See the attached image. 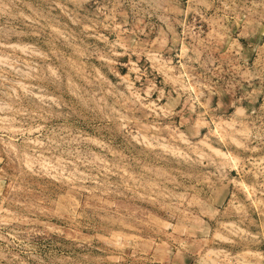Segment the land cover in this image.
Here are the masks:
<instances>
[{
	"label": "rangeland",
	"instance_id": "rangeland-1",
	"mask_svg": "<svg viewBox=\"0 0 264 264\" xmlns=\"http://www.w3.org/2000/svg\"><path fill=\"white\" fill-rule=\"evenodd\" d=\"M0 264H264V0H0Z\"/></svg>",
	"mask_w": 264,
	"mask_h": 264
}]
</instances>
